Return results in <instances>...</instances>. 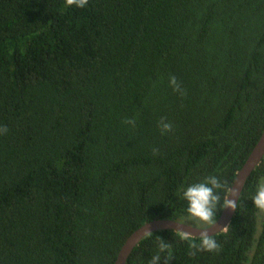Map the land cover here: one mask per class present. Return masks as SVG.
Listing matches in <instances>:
<instances>
[{
    "label": "trees",
    "instance_id": "1",
    "mask_svg": "<svg viewBox=\"0 0 264 264\" xmlns=\"http://www.w3.org/2000/svg\"><path fill=\"white\" fill-rule=\"evenodd\" d=\"M0 126V264H114L146 223L195 226L183 188L217 175L223 202L264 129V0H0ZM260 178L218 252L160 230L126 264L160 238L161 264H264Z\"/></svg>",
    "mask_w": 264,
    "mask_h": 264
},
{
    "label": "clouds",
    "instance_id": "2",
    "mask_svg": "<svg viewBox=\"0 0 264 264\" xmlns=\"http://www.w3.org/2000/svg\"><path fill=\"white\" fill-rule=\"evenodd\" d=\"M88 4V0H65L66 6H74L83 8ZM169 85L174 92H178L181 95L184 94L183 89L177 81L174 75L169 77ZM124 124L135 125L134 119H125L122 121ZM158 126L162 134L170 133L173 131V124L165 117H161L158 122ZM8 131L6 126H0V134H6ZM158 149L153 148V154L155 155ZM225 188V182L217 175H207L199 182L187 185L183 188L180 199L185 202V213L190 218L196 229L199 230V244L192 243L190 248L196 252H218L221 245L213 234H209V229L216 225V214L219 209L228 208L236 209V199L233 200L230 197H236V193L231 191L230 194L221 202L220 190ZM252 205L260 212H264V178H260L256 184L254 195L251 197ZM229 228L225 226L223 232H227ZM151 231H146V235H151ZM179 237L182 240L191 239L192 234L189 232L179 230ZM169 243L160 238L158 244V251L156 254L147 260V264H161V253H168ZM194 253H190L192 255ZM170 257L167 255L164 264H167V260Z\"/></svg>",
    "mask_w": 264,
    "mask_h": 264
},
{
    "label": "water",
    "instance_id": "3",
    "mask_svg": "<svg viewBox=\"0 0 264 264\" xmlns=\"http://www.w3.org/2000/svg\"><path fill=\"white\" fill-rule=\"evenodd\" d=\"M264 157V129L261 133V136L247 157L246 161L237 171L234 181L228 191L227 196L231 191H234L237 195L236 197L232 196L231 199H236V208L239 197L244 189V186L250 177L251 173L254 169L260 164L262 158ZM236 212L235 210L223 208L219 218L216 220V225L210 228L209 234H213V236L223 233V228L225 226H229L232 218L234 217ZM160 230H172L179 232V230H183L192 234L191 237H198L199 230L196 229L195 226L185 224L178 221L173 220H153L149 223L142 225L136 231H134L124 242L121 249L118 252L116 261L114 264H126L131 252L137 246V244L142 240L146 235V231L157 232Z\"/></svg>",
    "mask_w": 264,
    "mask_h": 264
},
{
    "label": "rangeland",
    "instance_id": "4",
    "mask_svg": "<svg viewBox=\"0 0 264 264\" xmlns=\"http://www.w3.org/2000/svg\"><path fill=\"white\" fill-rule=\"evenodd\" d=\"M263 216H264V212H260L259 211V214H258V226L260 225L261 220L263 219Z\"/></svg>",
    "mask_w": 264,
    "mask_h": 264
}]
</instances>
